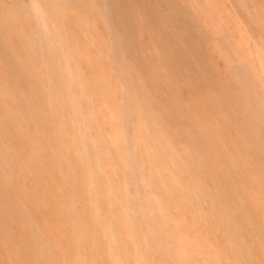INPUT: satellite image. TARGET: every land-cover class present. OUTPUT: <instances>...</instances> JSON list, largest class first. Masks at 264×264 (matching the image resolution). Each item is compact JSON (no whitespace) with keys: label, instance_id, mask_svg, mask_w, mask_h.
Listing matches in <instances>:
<instances>
[{"label":"rangeland","instance_id":"374dc122","mask_svg":"<svg viewBox=\"0 0 264 264\" xmlns=\"http://www.w3.org/2000/svg\"><path fill=\"white\" fill-rule=\"evenodd\" d=\"M0 264H264V0H0Z\"/></svg>","mask_w":264,"mask_h":264}]
</instances>
